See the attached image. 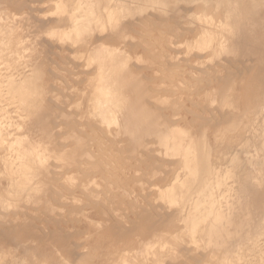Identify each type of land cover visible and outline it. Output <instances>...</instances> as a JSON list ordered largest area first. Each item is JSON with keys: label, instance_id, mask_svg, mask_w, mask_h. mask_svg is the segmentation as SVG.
Instances as JSON below:
<instances>
[{"label": "rangeland", "instance_id": "obj_1", "mask_svg": "<svg viewBox=\"0 0 264 264\" xmlns=\"http://www.w3.org/2000/svg\"><path fill=\"white\" fill-rule=\"evenodd\" d=\"M0 264H264V0H0Z\"/></svg>", "mask_w": 264, "mask_h": 264}, {"label": "bare ground", "instance_id": "obj_2", "mask_svg": "<svg viewBox=\"0 0 264 264\" xmlns=\"http://www.w3.org/2000/svg\"><path fill=\"white\" fill-rule=\"evenodd\" d=\"M221 3V2H220Z\"/></svg>", "mask_w": 264, "mask_h": 264}]
</instances>
